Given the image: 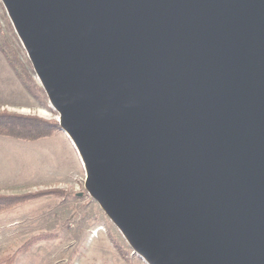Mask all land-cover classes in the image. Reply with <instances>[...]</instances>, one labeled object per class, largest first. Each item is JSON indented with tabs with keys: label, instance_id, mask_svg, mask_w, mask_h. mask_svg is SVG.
Wrapping results in <instances>:
<instances>
[{
	"label": "water",
	"instance_id": "1",
	"mask_svg": "<svg viewBox=\"0 0 264 264\" xmlns=\"http://www.w3.org/2000/svg\"><path fill=\"white\" fill-rule=\"evenodd\" d=\"M1 2L135 254L264 264V0Z\"/></svg>",
	"mask_w": 264,
	"mask_h": 264
},
{
	"label": "rangeland",
	"instance_id": "2",
	"mask_svg": "<svg viewBox=\"0 0 264 264\" xmlns=\"http://www.w3.org/2000/svg\"><path fill=\"white\" fill-rule=\"evenodd\" d=\"M3 47L12 49L29 71L31 90ZM3 111L55 122L59 118L0 0ZM14 139L24 144L0 155V196L25 199L0 210V260L30 243L14 264H146L86 191L81 159L60 128L34 141Z\"/></svg>",
	"mask_w": 264,
	"mask_h": 264
},
{
	"label": "trees",
	"instance_id": "3",
	"mask_svg": "<svg viewBox=\"0 0 264 264\" xmlns=\"http://www.w3.org/2000/svg\"><path fill=\"white\" fill-rule=\"evenodd\" d=\"M3 51L7 54L12 66L16 69L27 87L31 90L34 81L24 64L17 58L12 49L8 50L3 47ZM59 128V122L45 120L34 115H21L7 111L0 112V135L34 141L52 135V133ZM22 199L24 200L25 196H0V210ZM29 244L30 243H26L14 254L1 259L0 264H14L18 253L28 250Z\"/></svg>",
	"mask_w": 264,
	"mask_h": 264
},
{
	"label": "crops",
	"instance_id": "4",
	"mask_svg": "<svg viewBox=\"0 0 264 264\" xmlns=\"http://www.w3.org/2000/svg\"><path fill=\"white\" fill-rule=\"evenodd\" d=\"M23 144H24V141H20V140L11 138V137L0 135V155L7 154L8 152H10L9 150L11 151L16 150L18 146H22ZM1 179H2V176H0V180Z\"/></svg>",
	"mask_w": 264,
	"mask_h": 264
},
{
	"label": "bare ground",
	"instance_id": "5",
	"mask_svg": "<svg viewBox=\"0 0 264 264\" xmlns=\"http://www.w3.org/2000/svg\"><path fill=\"white\" fill-rule=\"evenodd\" d=\"M66 135V134H65ZM67 136V135H66ZM68 137V136H67ZM70 140V139H69ZM70 142L72 143V141L70 140ZM72 145H73V143H72ZM74 146V145H73ZM75 148V147H74ZM100 230H103V228H99V230L98 231H100Z\"/></svg>",
	"mask_w": 264,
	"mask_h": 264
}]
</instances>
